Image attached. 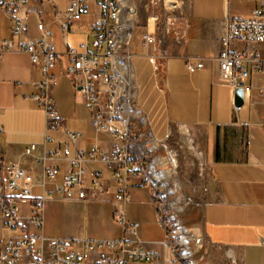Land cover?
I'll return each mask as SVG.
<instances>
[{
  "label": "crops",
  "instance_id": "1",
  "mask_svg": "<svg viewBox=\"0 0 264 264\" xmlns=\"http://www.w3.org/2000/svg\"><path fill=\"white\" fill-rule=\"evenodd\" d=\"M117 2L123 25L135 35L130 52L138 91L129 151L140 163V173L127 179V200L117 201L111 173L100 163L92 164L103 172L104 194L94 200L46 199L41 209L44 235L119 239L123 230L112 215L121 210L126 221L137 223L135 233L126 235L132 245L159 255L156 261L129 259L124 264H264V103L259 99L263 80L259 73L249 76V88L237 107L234 88L219 77L217 59L227 20L249 17L258 0ZM66 4L67 0H26V12L19 13L25 16L29 37L38 35L40 19L54 43L50 74L56 82L50 91L61 124L50 132L53 143L44 140L45 115L32 98L43 75L17 49L19 37L11 34L9 18L0 12V41L9 39L13 46L0 54V182L10 178L15 167H22L26 171L22 181L33 196L54 187L44 179L43 165L57 166L56 183L61 181L66 161L48 157L46 151L65 139L66 130L80 132L71 149L113 146L110 136L92 125L67 55L69 46L82 43L87 51L93 50L92 7L80 19L68 20L63 32L55 13L64 12ZM142 32L152 36L153 42L141 46L136 36ZM251 46L236 43L240 49ZM187 61L203 65L189 70ZM31 144L44 160L24 154ZM191 158L196 160L199 176L194 179L200 185L184 179L186 187L179 198L186 203L180 214L187 219L167 229L161 220V175L170 176L181 159L180 170L183 167L192 180ZM50 210L57 211L58 220L46 225ZM28 214L29 206L23 205L19 215ZM2 222L0 217V251L5 233ZM100 254L124 257L117 250L102 248L88 253L84 264H100Z\"/></svg>",
  "mask_w": 264,
  "mask_h": 264
},
{
  "label": "built area",
  "instance_id": "2",
  "mask_svg": "<svg viewBox=\"0 0 264 264\" xmlns=\"http://www.w3.org/2000/svg\"><path fill=\"white\" fill-rule=\"evenodd\" d=\"M91 7L93 50L87 51L86 43H82L69 46L67 55L71 69L76 74L84 106L90 112L92 125L98 131L107 133L113 146L101 148L94 145L88 150L71 149L70 143L75 142L80 132L66 130L65 139L46 151L48 157H63L66 161V171L59 183H56L58 167L43 165L44 179L54 183L52 189L33 196L30 186L22 181L26 171L19 166L14 168L10 178L0 182V217L5 229L0 264H84L88 253L102 248L117 250L124 257L100 254L97 258L100 264H124L129 259L156 261L159 258L158 253L152 250L132 245L126 235L135 233L137 223L126 221L121 210H115L112 215L123 230V236L119 239L47 237L42 230L41 209L46 199L76 196L94 200L104 194L103 172L94 169L92 164L100 163L111 173L117 201L127 200V179L140 173V163L129 151V133L138 91L130 52L135 35L123 25L117 0H67L65 11L56 12L55 20L65 32L68 20H78L91 13ZM0 12L9 18L11 34L19 37L17 49L25 52L29 61L37 65L43 75L32 98L45 115L44 140L53 143L54 136L50 132L59 127L61 118L50 91L56 82L50 74L56 54L52 37L40 19L36 21L38 35H27L25 16L19 15L26 12V0H0ZM136 38L141 46L153 42V37L144 32ZM236 43L252 46L240 49ZM257 44H262V48ZM11 50L13 46L9 39L0 41V54ZM217 59L220 79L233 88L248 89L246 81L249 76L259 73L263 80L259 99L264 103V0H258L257 7L249 17L227 20ZM202 65L201 61L186 62L189 70ZM35 150L36 146L31 144L24 149V154L33 156L37 161L46 158L37 156ZM147 180L145 177L142 183L145 184ZM23 205L29 206L26 217L19 215Z\"/></svg>",
  "mask_w": 264,
  "mask_h": 264
},
{
  "label": "rangeland",
  "instance_id": "3",
  "mask_svg": "<svg viewBox=\"0 0 264 264\" xmlns=\"http://www.w3.org/2000/svg\"><path fill=\"white\" fill-rule=\"evenodd\" d=\"M83 106V103H82ZM84 107V106H83ZM180 157V155H179ZM192 159V158H191ZM179 164L176 166V170L175 172L171 171V175H165L162 174L161 175V220L162 222L169 228L174 227L175 223L177 224H181V223H185L187 218H181V214H180V207L183 206L186 202L184 200H181L179 198L180 194L184 192V187L183 186V181L184 179L187 182H192V183H196L199 184L197 181V179H194L196 177H198L199 175L196 174L197 172V163L196 160L193 158L191 160L190 163V159H188L189 162V171L188 174L191 173V177L193 178L192 180L190 179L189 181V176H185V172L183 171V167L182 170H180L179 165L181 166L180 162L181 159H179ZM177 175H180V180L178 178ZM182 182V183H181ZM200 185V184H199ZM45 223L53 225L54 221H57V211H53L50 210L49 213L47 214L46 211V219H45Z\"/></svg>",
  "mask_w": 264,
  "mask_h": 264
},
{
  "label": "water",
  "instance_id": "4",
  "mask_svg": "<svg viewBox=\"0 0 264 264\" xmlns=\"http://www.w3.org/2000/svg\"><path fill=\"white\" fill-rule=\"evenodd\" d=\"M244 89L242 87L234 88V105L240 106L243 103Z\"/></svg>",
  "mask_w": 264,
  "mask_h": 264
},
{
  "label": "trees",
  "instance_id": "5",
  "mask_svg": "<svg viewBox=\"0 0 264 264\" xmlns=\"http://www.w3.org/2000/svg\"><path fill=\"white\" fill-rule=\"evenodd\" d=\"M169 227H167V229H168ZM168 231V230H167Z\"/></svg>",
  "mask_w": 264,
  "mask_h": 264
}]
</instances>
